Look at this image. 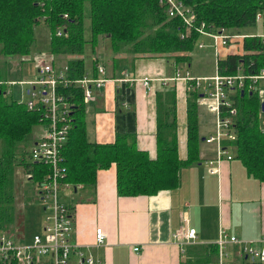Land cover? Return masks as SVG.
<instances>
[{
    "label": "trees",
    "instance_id": "obj_1",
    "mask_svg": "<svg viewBox=\"0 0 264 264\" xmlns=\"http://www.w3.org/2000/svg\"><path fill=\"white\" fill-rule=\"evenodd\" d=\"M181 1L195 14V25H203L202 28L208 31L218 30L220 27L239 30L255 25L257 12L264 10V0ZM86 2L90 5L89 41L92 49L97 46L100 36L109 41L114 74L127 61V58L119 57L123 49L132 56V62L137 59L165 58L175 66L189 65L198 41L206 37L194 28L187 31L183 20L178 16H169L166 4L160 0H44L43 6L35 0H0L1 60H7L11 56H28L36 41L35 28L39 24H45L49 33L50 53L78 56L68 61V74L74 79L83 77L86 73L84 59L79 55L86 42L83 35V10ZM64 14H67V18H64ZM57 30L61 31L60 36L56 35ZM242 41L243 46L239 47L242 51L228 52L217 62L219 73L232 75L240 69L245 74H257L264 67V46L260 39L245 37ZM98 64L107 67L106 62L94 59L93 76H98ZM105 75L107 76L106 71ZM0 77L5 79L1 71ZM75 87L68 88L74 96L69 91L66 93L74 106L72 127L62 151L63 163L67 169L66 181L76 186L93 187L97 171L114 163L116 188L120 196L155 195L160 190L177 187L180 170L198 162L202 141L196 104L201 95L199 89L188 90L187 157L180 159L175 87L171 85L166 88L168 91L164 93L163 103L162 93L158 97L155 158L138 147L135 129L127 132L116 130L113 142L89 141L85 124L86 103L82 90ZM229 94L232 107L236 110L233 116L236 138L226 142V146L231 147L234 158L242 163L248 176L264 182L261 100L255 91L241 93L231 90ZM39 118V112L29 111L24 103L18 102L12 95L0 92L2 227L12 220L15 167L23 165L26 171L32 173L31 178L37 181L43 178L47 170L45 166L27 162L24 158L29 144L31 143V147L36 141L35 138H30L34 127L41 128ZM204 138L205 136L203 142ZM211 247L209 256L210 264H213L217 247L215 244Z\"/></svg>",
    "mask_w": 264,
    "mask_h": 264
},
{
    "label": "crops",
    "instance_id": "obj_2",
    "mask_svg": "<svg viewBox=\"0 0 264 264\" xmlns=\"http://www.w3.org/2000/svg\"><path fill=\"white\" fill-rule=\"evenodd\" d=\"M235 47L222 49V53L242 51L239 46ZM129 63L121 70L123 74L113 72L114 81L94 90L93 98L86 103L88 140L113 142L116 130L135 129L138 147L155 158L158 97L162 93L163 103L166 88L172 85L176 96L178 155L185 159L187 83L169 80L167 87L163 86L161 79L174 75V65L165 58L137 59ZM190 65L179 64V67ZM86 74L93 75V64ZM121 78L128 80L118 81ZM144 79L148 80L147 85ZM199 110L202 141L198 162L180 170L177 187L160 190L155 195L120 196L116 188V166L112 163L97 171L93 187L77 195L74 240L91 251L101 264H192L198 259H207L210 263V247L217 241L220 230L245 240L264 236V182L248 176L242 163L232 155L231 159L214 162L212 168L217 170L211 173L206 162L214 161L215 151L212 145L203 142V137L211 133L212 126L202 130L210 113ZM186 224L196 229V238L191 242L183 238ZM97 227L106 235L101 246L94 245ZM134 247L139 250L134 251ZM235 263L250 264L237 257Z\"/></svg>",
    "mask_w": 264,
    "mask_h": 264
},
{
    "label": "built area",
    "instance_id": "obj_3",
    "mask_svg": "<svg viewBox=\"0 0 264 264\" xmlns=\"http://www.w3.org/2000/svg\"><path fill=\"white\" fill-rule=\"evenodd\" d=\"M35 1L40 6L44 2V0ZM160 2L166 4L169 16H178L183 20L187 31L194 28L213 41L212 47L216 57L214 74L194 76L188 70L182 71L180 67L175 66L173 77L161 81L163 85H167L169 80H183L187 83L188 90L199 89L201 93L199 101L201 100L203 105L216 114L214 129L204 138V143L214 145V161L209 160L206 164L211 173H215L217 169L212 168L214 162L218 164L223 158H232L225 147V142L236 138L231 119L236 114V110L232 107L230 91L238 90L243 93L255 91L259 98H264V67L257 74H245L238 69L237 73L227 75L218 72L217 62L228 53H222V49L229 50L233 45L242 48V40L245 37H257L264 46V33L243 35L225 27L214 31L204 30L203 25L199 27L195 25V14L181 0H160ZM263 11L257 12L256 23L260 21ZM64 18H67V14H64ZM56 35L60 36L61 31L57 30ZM197 47L203 48L204 44L199 40ZM36 73L35 79L17 82L0 77V92L13 96L14 84L24 85L21 87L23 94L14 99L24 103L29 111L40 113L41 133L32 143L28 157L31 163L41 164L47 169L43 178L37 182V199L44 214V223L41 231L35 233L28 242L8 235L0 228V262L2 264H101L91 251L80 247L74 240V209L59 198L64 190L80 187L66 181L67 169L63 163L62 151L72 127L71 106H73L66 93L70 92L68 89L70 86L79 87L83 93V100L87 103L93 98L94 90H99L105 83L114 79L105 75V67L102 64L97 65L98 76L85 73L83 77L74 79L69 76L67 65L56 67L54 57L51 55L36 66ZM127 80L118 79V81ZM143 82L148 84L147 79ZM70 93L74 96L73 92ZM105 238L104 230L97 227L94 245H103ZM183 238L185 242L195 240L196 229L186 224ZM215 245L218 254L213 264H235V257L239 260L264 262V236L245 240L220 230ZM133 250L138 251L139 247H134Z\"/></svg>",
    "mask_w": 264,
    "mask_h": 264
},
{
    "label": "rangeland",
    "instance_id": "obj_4",
    "mask_svg": "<svg viewBox=\"0 0 264 264\" xmlns=\"http://www.w3.org/2000/svg\"><path fill=\"white\" fill-rule=\"evenodd\" d=\"M89 14H90V5L88 2H86L83 10V35L86 42L84 44V50L82 54L79 55V57H82L84 59V67L87 72L91 71L94 59H97L100 62H106L107 65L106 67L107 70L105 69L106 74L112 76L113 75L112 63H111L112 54L110 51L109 41L103 38L102 36H100L99 42L97 46L94 47V49H92V44L89 41L91 37ZM234 31H238L239 34H243V35L264 33V11L258 23L252 26L243 27L239 30L234 29ZM35 36H36V41L34 42L31 52L28 56L23 58L17 56H11L7 60H1L0 57V71L5 79L14 80L17 82V81H25L36 78L37 75L36 66L42 60L48 59V57L50 56L49 33L45 24L37 25V27L35 28ZM200 42H203L204 48H199L195 46L194 50L192 51V63L190 67L182 66L181 70L186 71L185 69L187 68V70H190V72L193 75H197V74L212 75L214 74L215 60H216L212 47L213 41L210 38L203 37L201 38ZM121 56L122 58H127L126 63H124L123 65V68L125 69V66L130 64L129 62H132L131 61L132 56H130L127 53L126 49H123L119 53V57ZM74 57H78V56L68 55V54L56 55L54 56L55 65L56 67H63L64 65L68 66V61ZM182 65H186V64H182ZM123 68L121 70H123ZM121 70H117L116 74L117 75L123 74ZM111 76L108 77L111 78ZM163 86L165 87V85ZM21 87H24V85H21L19 83L14 84L12 88V91L14 93L13 95L14 98L20 97V95L23 94ZM200 97L201 96H199V98L196 100L198 113H201L199 109H201L202 111L207 110L210 113L209 114L210 116L207 117V121H206L207 126L205 127L202 126V130H209L210 127L212 126L211 131H213L217 116L213 111H210V109H208L205 105H203L200 102L201 100L199 101ZM259 99L261 100V105H262V103H264V98H259ZM71 110L72 111L74 110V106H71ZM233 118L234 117H232L231 119L233 120ZM210 123L211 125H209ZM261 125L264 127V110H262L261 113ZM40 130L41 128H39V126L34 127L32 136L30 138L37 139L40 136V132H41ZM234 132L236 134L235 128H234ZM226 142H225V147L227 148L230 155L234 157L231 147L226 146ZM30 144L27 148V152L24 157L27 162L31 161L30 158L28 157L31 148ZM212 147L214 148V145H212ZM26 170L27 169L23 167V165H18L15 167L14 182L12 184L13 194H14L12 220L7 222L8 224L6 226L4 225V227H2L0 223V228L3 232L7 233L10 236L18 237V239H20L21 241L24 240L25 242H28L35 233L41 231L44 223V214L37 199V191H38L37 182L39 181L31 178L32 173ZM86 188L87 187L84 186L83 188H79L76 192H74L72 189L64 190L63 193H61V195L59 196V198H61V200L64 201L67 205H70L72 209H74L77 195L83 192ZM214 256H212V259L214 258ZM216 260H217V256L216 259L213 260V262ZM208 261L209 260L207 259L205 260L198 259L192 262V264H210ZM249 263L256 264L250 261Z\"/></svg>",
    "mask_w": 264,
    "mask_h": 264
},
{
    "label": "water",
    "instance_id": "obj_5",
    "mask_svg": "<svg viewBox=\"0 0 264 264\" xmlns=\"http://www.w3.org/2000/svg\"><path fill=\"white\" fill-rule=\"evenodd\" d=\"M241 93H243V92H241ZM261 107H262V110H264V103H262Z\"/></svg>",
    "mask_w": 264,
    "mask_h": 264
}]
</instances>
